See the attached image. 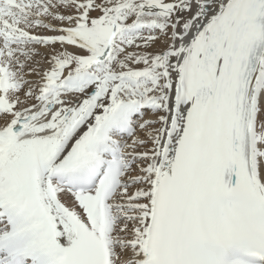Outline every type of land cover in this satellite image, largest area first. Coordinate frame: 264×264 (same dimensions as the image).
Returning a JSON list of instances; mask_svg holds the SVG:
<instances>
[{
  "label": "snow or ice",
  "instance_id": "6c2138e0",
  "mask_svg": "<svg viewBox=\"0 0 264 264\" xmlns=\"http://www.w3.org/2000/svg\"><path fill=\"white\" fill-rule=\"evenodd\" d=\"M0 264H264V0H0Z\"/></svg>",
  "mask_w": 264,
  "mask_h": 264
}]
</instances>
